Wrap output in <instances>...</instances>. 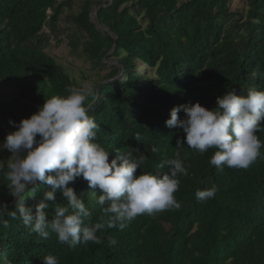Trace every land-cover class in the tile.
I'll return each instance as SVG.
<instances>
[{
  "label": "trees",
  "instance_id": "trees-1",
  "mask_svg": "<svg viewBox=\"0 0 264 264\" xmlns=\"http://www.w3.org/2000/svg\"><path fill=\"white\" fill-rule=\"evenodd\" d=\"M103 1L83 0L76 14L65 17L70 28L58 30L74 0H0V83L17 91L0 101V142L15 130L9 120L18 123L44 100L81 88L46 52L65 31L71 52L91 68L102 71L105 61L116 62L105 73L108 83L91 88L84 106L99 126L95 142L110 152L109 161L116 152L146 157L136 175L169 171L160 164L176 158L177 138L184 135L165 125L174 106L199 102L213 109L225 91H264V0H247L244 15L230 12L232 0H106L104 7ZM94 7L96 23L105 30L90 20ZM261 126L256 135L264 143ZM184 146L180 159L188 175H178L179 209L138 215L123 229L98 232L100 244L74 247L59 243L51 230L41 238L21 219L5 215L0 264H41L46 255L58 264H264V147L247 169L221 171L210 164L216 149L201 154ZM7 183L0 176V204L11 212ZM213 185V198H196L197 190ZM68 186L91 211L92 222L106 219L98 190L82 178ZM48 190L42 183L29 185L25 205H35ZM55 195L57 203H66L61 193ZM49 203L51 219L55 205Z\"/></svg>",
  "mask_w": 264,
  "mask_h": 264
},
{
  "label": "clouds",
  "instance_id": "clouds-1",
  "mask_svg": "<svg viewBox=\"0 0 264 264\" xmlns=\"http://www.w3.org/2000/svg\"><path fill=\"white\" fill-rule=\"evenodd\" d=\"M66 91L67 95L44 100L34 113L18 123L9 120L15 130L6 133L0 142V151L10 153L7 171L0 162V176L9 182L6 186L15 205V211L9 212L5 204H0V221L5 215L21 219L41 238H47L51 230L62 244L73 247L87 242L100 244L97 233L105 228L123 229L138 215L179 209L174 193L179 188L178 175H188L180 159L185 143L201 154L210 148L216 149L210 164L221 171L225 166L247 169L264 147L256 135L264 122V91L253 87L246 94H238L233 89L217 96L213 109L199 102L174 106L165 125L182 130L184 135L177 138L176 158L165 159L160 164L169 171L136 175L137 169L145 163L143 154L133 158L131 153L116 152L109 161L110 152L95 142L99 126L84 106L88 96L93 95L92 89L70 87ZM181 111L182 118L178 115ZM157 150L156 147L151 149L152 152ZM77 178L98 190L97 203L102 206L106 219L92 222L91 211L74 188L68 186ZM37 183L46 185L49 190L38 203L26 206L23 194L29 185ZM217 190L213 185L197 190L195 195L198 200L207 201ZM57 192L66 201L64 205L56 202ZM49 202L55 205L51 219L45 211ZM3 224L8 226L6 221ZM41 264H58V260L46 255Z\"/></svg>",
  "mask_w": 264,
  "mask_h": 264
},
{
  "label": "rangeland",
  "instance_id": "rangeland-1",
  "mask_svg": "<svg viewBox=\"0 0 264 264\" xmlns=\"http://www.w3.org/2000/svg\"><path fill=\"white\" fill-rule=\"evenodd\" d=\"M82 1L83 0H74L72 10L68 11L65 9L62 12L58 22L56 23V29L61 30L64 28H70V24L65 21V17L69 14H76ZM246 2L247 0H232L230 4V12H238L244 15L247 10ZM96 9L97 8L95 7L93 8L90 20L96 25L97 30L102 31L103 29L98 26L96 19L93 18V14ZM45 33H47V31H45ZM67 33V31L64 33H58V37L61 42L55 45L54 41H51V45L46 49V52L64 68L70 78L81 88L87 87L91 89L93 87H97L96 89H98L100 86L108 83V81L105 80V73L110 70V67L115 66L116 62L111 59L109 61H105V68L102 71H97L96 69L91 68V64L89 62L71 52L65 38ZM136 70L137 74L143 73L142 67L139 68V66H137ZM16 93L17 91L13 86L0 83V101L13 99ZM9 157L10 153L7 150L0 151V162L7 164Z\"/></svg>",
  "mask_w": 264,
  "mask_h": 264
},
{
  "label": "water",
  "instance_id": "water-1",
  "mask_svg": "<svg viewBox=\"0 0 264 264\" xmlns=\"http://www.w3.org/2000/svg\"><path fill=\"white\" fill-rule=\"evenodd\" d=\"M105 1H106V0L103 1V7L105 6ZM90 16H91V14H90ZM93 18L96 19V11H95V13L93 14ZM98 26H100L103 30H105V28L102 27L101 25H98ZM97 91H98V90H97Z\"/></svg>",
  "mask_w": 264,
  "mask_h": 264
}]
</instances>
